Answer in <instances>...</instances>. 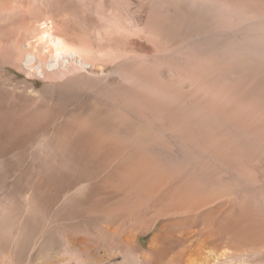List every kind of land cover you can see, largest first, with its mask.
<instances>
[{
    "label": "bare ground",
    "instance_id": "1",
    "mask_svg": "<svg viewBox=\"0 0 264 264\" xmlns=\"http://www.w3.org/2000/svg\"><path fill=\"white\" fill-rule=\"evenodd\" d=\"M2 64L34 106L0 126L86 223L0 200V264H264V0H0Z\"/></svg>",
    "mask_w": 264,
    "mask_h": 264
},
{
    "label": "rangeland",
    "instance_id": "2",
    "mask_svg": "<svg viewBox=\"0 0 264 264\" xmlns=\"http://www.w3.org/2000/svg\"><path fill=\"white\" fill-rule=\"evenodd\" d=\"M76 9L77 10H72L70 14L66 12L65 15H70L73 20L78 19L76 23H79V25H83V11L80 7H77ZM79 12L80 15H78ZM23 77L24 74H18V71L13 67L6 64L0 65V118L3 117L2 119H4V116L6 114L9 115L19 113L20 111H23V109L27 110V108L25 109L26 106L30 107V109L33 108L34 104H32V101L29 100L30 102H28V100L26 98L23 99L24 96L22 97L21 95H14V90H12L11 88L21 79H23ZM17 97L21 99H18ZM44 104L45 105L42 104L41 107L50 106L51 108V105L53 107L55 105V107L52 108L58 112L71 111L68 105L65 106L63 103L56 105L45 102ZM24 105L26 106L24 107ZM30 133V131H27V133L23 136L15 128L9 129L4 127L3 125L0 126V200H2V204L5 203V201H9L15 213L19 215V213L22 211L23 197L25 195L32 192L39 197H53L52 201L50 202V206L44 211V216L49 220L51 219L52 225L59 228V231L64 234L73 233L77 235L83 233V231L85 230L86 221H84L83 224V222L78 221V219H74V217L78 215L74 214V211L72 212L73 214H70L71 210L69 209L62 208L61 210V207L60 209L57 208V203L59 202L58 200H60V196L63 193L59 191H64V189H67L70 186V183L65 184V188L62 187L61 189H56L54 188V185H52L53 181L49 179V174L46 171L38 170L40 169L39 163L32 151L34 135ZM67 175H69L70 177L72 173L68 172ZM53 194L56 195H54L56 198L53 196ZM53 209L55 210V212H53ZM57 212L59 214H57ZM51 213L56 216H52ZM143 240L147 242L148 237H144Z\"/></svg>",
    "mask_w": 264,
    "mask_h": 264
}]
</instances>
